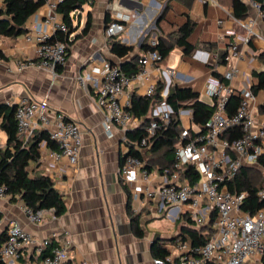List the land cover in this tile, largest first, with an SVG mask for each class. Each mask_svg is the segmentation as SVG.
Returning <instances> with one entry per match:
<instances>
[{
    "label": "crops",
    "instance_id": "0c3cea01",
    "mask_svg": "<svg viewBox=\"0 0 264 264\" xmlns=\"http://www.w3.org/2000/svg\"><path fill=\"white\" fill-rule=\"evenodd\" d=\"M92 1L93 5L87 4L76 12L74 33L70 36V55L55 75L34 66L22 71L18 69L20 61L35 59V28L48 14L45 6L28 19L25 34L0 39L3 56L0 58V105L14 106L24 97L47 99L50 119L61 114L82 130V147L74 167L68 166L65 159H49L48 152L57 150V147L54 145L51 148L45 141L38 147L41 165L37 167L31 163L29 167L31 176L44 175L52 180L65 203L66 211L62 216L53 220L50 212H46L40 222L32 223L23 213L19 201H10L9 196L0 200V239L5 234L8 222L14 220L36 240L21 251L22 264H35L40 259L41 243L52 234H57L59 242L68 246L71 258L65 264H80L83 261L91 264H153L158 239L169 242L179 230L164 235L151 232L148 224L163 220L161 218H164L165 211L159 209L156 196L142 193L145 184L141 181L127 183L119 175L121 160L130 147L126 134L138 125V119L134 118L135 121L125 130L113 127L109 135L104 129L103 114L97 106L90 81L84 79L81 82L79 78L85 74L97 75L102 61L123 65L142 52L143 43L156 39L159 32L167 34L174 31L187 19L195 23L188 42L197 47L185 56L175 48L165 62L153 71L156 82L163 79L166 83L162 92L168 94L175 87L189 88L199 95V100L211 103L204 90L209 80L216 79L212 70L221 75L235 66L238 72L229 84L238 90L247 84L250 87L255 85L257 81L252 73L264 71L261 57L264 54L263 18L256 16L249 2L240 0L248 8L247 17L256 18V24L254 34L244 43L245 31L228 17L234 9L226 4L202 5L198 0ZM116 13L131 16L129 22L123 23L124 30L113 36L120 44L132 48L128 56L122 59L110 52L104 33ZM160 16L163 20L156 29ZM88 18L90 28L82 33ZM219 20L222 21L221 25L217 24ZM208 43L215 44V47L205 48L203 44ZM231 43L237 44L239 59L232 60L226 66L215 64L216 69L209 68L207 63L210 59L215 63L217 52H226ZM203 55L209 58L208 62L201 60ZM165 71L166 75L163 74ZM147 83L135 82L130 92L141 96ZM254 97V110L258 116H264V90L258 91ZM182 112L179 117L185 128L189 126L191 111ZM197 127H193L194 132L198 131ZM5 143L6 135L0 131V147ZM255 169L264 176V167L259 165ZM158 171L151 170L153 180ZM155 188L156 184L149 189L154 192ZM183 217L178 220L183 221ZM134 218L137 219L140 235L134 231ZM175 223L169 222L172 225ZM3 241L0 240V246Z\"/></svg>",
    "mask_w": 264,
    "mask_h": 264
},
{
    "label": "built area",
    "instance_id": "2783aa9c",
    "mask_svg": "<svg viewBox=\"0 0 264 264\" xmlns=\"http://www.w3.org/2000/svg\"><path fill=\"white\" fill-rule=\"evenodd\" d=\"M198 1L202 5L219 6L218 0ZM243 1L249 2L256 16L263 18L258 3ZM60 2L62 0H45L48 14L35 28V59L20 61V71L34 66L55 75L57 68L65 65L66 45L51 41L55 32L67 31L56 13ZM228 17L245 31L243 42L247 43L254 34L256 18L239 20L232 14H228ZM130 19L129 14L116 13L113 22L104 31L106 39L120 34L124 30L123 23ZM217 24L221 25L222 21H217ZM156 45V39H150L149 49L140 54V70L135 75H127L118 64L102 61L97 75L85 74L79 78L81 82L84 79L90 81L97 106L103 114L104 129L109 135L113 127L125 130L135 121L128 110L130 88L135 82H148L143 96L153 93L156 84L153 71L158 69L157 64L162 60L155 50ZM239 57L237 44H229L224 61L229 63ZM201 58L203 62H208L207 56ZM237 72L233 66L224 73L223 82L217 79L207 82L204 94L217 99V110L204 126L197 127L198 131L194 134L188 128H183L174 149L172 166L158 171L156 179L153 180L152 173L145 169L144 159L128 153L123 156L119 168L121 179L131 184L138 181L145 184L142 193L157 197L159 209L165 211L168 222L175 223L181 217L189 216L197 229L211 223L212 235L206 243L201 246H192L182 240L168 243L167 254L163 258H154L153 264H264V207L245 210L243 206L246 204L247 207L252 194L232 193L228 189V183L234 180L241 168L259 167V160L264 158V116H258L254 110L255 97L249 84L240 90L229 84ZM166 73L163 72L164 75ZM234 93L239 95L238 108L233 115L228 116L225 106L229 96ZM166 96L167 92L161 93L162 98ZM48 109L47 99L22 98L15 105L17 132L25 145L34 131L46 130L49 139L57 147V150L49 151L47 157L51 160L65 159L68 166L74 167L82 147V130L75 122L65 121L61 114L50 119ZM171 114V108L165 103L152 111L153 117L159 118L165 125L169 123ZM230 128H238L240 137L229 142L223 139V135ZM156 129L157 123L151 122L138 148L147 146ZM186 169L189 171L186 172L187 176L184 175ZM192 172L198 176L195 182H191ZM154 184L156 188L152 192L149 188ZM254 195L260 202L264 201V187ZM7 198L6 187L0 186V200ZM22 210L32 223L40 222L46 212H50L53 220L56 218L53 209L32 210L23 207ZM35 241L17 221H9L5 239L0 246V264H22L21 251ZM41 245L40 255L43 248L50 249L35 264H65L71 258L68 246L59 242L57 234L50 235ZM80 264L91 263L83 261Z\"/></svg>",
    "mask_w": 264,
    "mask_h": 264
},
{
    "label": "trees",
    "instance_id": "16d2710c",
    "mask_svg": "<svg viewBox=\"0 0 264 264\" xmlns=\"http://www.w3.org/2000/svg\"><path fill=\"white\" fill-rule=\"evenodd\" d=\"M192 2L193 0H187ZM260 5V10L263 13L264 23V1L252 0ZM219 5L231 6L234 9L233 17L239 20L247 18V6L240 0H218ZM45 4V0H0V39L1 38H17L27 32L26 23L28 19L36 14ZM93 5L91 0H62L56 8L57 15L60 16L62 22L67 28L66 32H55L51 41L62 42L66 45V58L70 55L69 45L70 36L74 33V17L77 11L81 10L85 5ZM163 20L160 16L156 22V29H159V23ZM91 25L89 18L83 28L82 33H86ZM195 23L188 20L186 23L174 31L163 34L157 33L155 50L160 54L162 60L157 64L159 67L168 58L170 52L175 48L181 50L182 55L192 53L197 45H191L188 38L191 35ZM107 44L110 52L118 59L125 58L132 51V48L125 47L116 41L114 37L107 39ZM209 49L215 47V44H203ZM142 52L149 49V43L142 44ZM141 52V53H142ZM136 54L128 62L120 66L122 71L129 76L139 72L140 67L138 60L140 54ZM215 63L210 59L207 63L208 67L213 69L217 66L224 65V57L226 52H217ZM0 51V58H2ZM264 61V54L261 55ZM112 63V62H111ZM114 64V63H113ZM58 69V68H57ZM214 77L220 82L224 81V74L219 75L215 70H212ZM252 77L257 81L255 85L250 87L253 94L260 90H264V71L253 72ZM166 83L163 79L156 82L153 93L150 96L136 95L131 93L130 108L128 109L133 118L138 119V125L132 131L126 134V140L130 145L128 155L144 159L145 169L151 172L153 169L163 170L170 168L173 163L174 149L179 142V137L183 130L182 122L179 113L181 111L190 110L191 117L189 120V129L191 134H194L193 127L204 126L207 121L213 116L217 110V99L210 98L211 103H205L199 100V95L189 88L175 87L169 90L166 98L161 97ZM162 103L168 105L172 114L170 121L165 125L159 118L153 117L152 111ZM239 104V95L237 93L229 96L225 106V111L228 116L233 115ZM260 109L263 110V107ZM15 105L7 106L0 105V131L6 135V143L0 147V186L6 187V192L10 201H19L23 207L39 210L53 209L56 217L62 216L65 211V203L61 194L54 188L52 180L44 175H30V164L34 163L37 167L41 165L40 155L38 153L39 144L45 141L47 145L54 148L53 143L46 131L36 130L29 138L28 142L23 145V140L17 132V126L14 119ZM65 121H69L64 117ZM157 123V129L154 136L148 141L147 146L139 147L142 138L146 136V129L151 122ZM240 137L238 128H230L223 135V139L232 141ZM56 147V145H55ZM260 166L264 167V158L259 160ZM122 164V160H121ZM186 169L184 175L187 176ZM189 172V171H188ZM191 182L198 179L197 174L192 172ZM264 176L260 170L255 168H241L234 180L228 183V189L232 193L249 192L252 194L251 199L243 206V209L257 210L264 207V201L260 202L255 198V193L262 189L264 185ZM134 231L140 235L141 231L137 224V219L132 220ZM4 235V236H3ZM1 237V241L5 239V234ZM212 235L211 223L197 229L195 222L189 217H183V225L180 226L177 236L167 242V240H158L154 247V257L163 258L167 254L165 245L174 243L178 240L187 241L192 246H201L206 243ZM49 247L44 249L40 257L47 255Z\"/></svg>",
    "mask_w": 264,
    "mask_h": 264
},
{
    "label": "rangeland",
    "instance_id": "374dc122",
    "mask_svg": "<svg viewBox=\"0 0 264 264\" xmlns=\"http://www.w3.org/2000/svg\"><path fill=\"white\" fill-rule=\"evenodd\" d=\"M262 185H264V183H262ZM163 220H155L152 221L148 224V229L151 232H156L157 234L160 235H164V234H172L177 232V230L179 229L180 226L183 225V221L182 220H178L176 221V223L174 225L169 224V222L167 221V218H161Z\"/></svg>",
    "mask_w": 264,
    "mask_h": 264
},
{
    "label": "water",
    "instance_id": "95a60500",
    "mask_svg": "<svg viewBox=\"0 0 264 264\" xmlns=\"http://www.w3.org/2000/svg\"><path fill=\"white\" fill-rule=\"evenodd\" d=\"M159 240V239H158Z\"/></svg>",
    "mask_w": 264,
    "mask_h": 264
}]
</instances>
